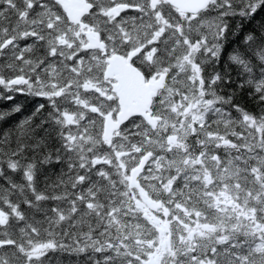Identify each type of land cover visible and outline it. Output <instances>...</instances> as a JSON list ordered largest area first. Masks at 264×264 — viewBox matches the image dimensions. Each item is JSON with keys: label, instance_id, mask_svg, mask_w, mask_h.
I'll use <instances>...</instances> for the list:
<instances>
[{"label": "snow or ice", "instance_id": "6c2138e0", "mask_svg": "<svg viewBox=\"0 0 264 264\" xmlns=\"http://www.w3.org/2000/svg\"><path fill=\"white\" fill-rule=\"evenodd\" d=\"M0 264H264V0H0Z\"/></svg>", "mask_w": 264, "mask_h": 264}]
</instances>
